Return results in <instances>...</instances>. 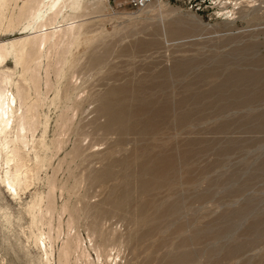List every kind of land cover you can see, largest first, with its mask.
<instances>
[{
  "label": "rangeland",
  "instance_id": "374dc122",
  "mask_svg": "<svg viewBox=\"0 0 264 264\" xmlns=\"http://www.w3.org/2000/svg\"><path fill=\"white\" fill-rule=\"evenodd\" d=\"M97 4L76 20L81 37L52 50L50 79L62 70V82L82 81L90 102L114 99L123 118L94 124L95 102L84 130L63 136L58 152L49 144L55 155L21 199L0 187V264H44L35 236L57 232L52 264L70 237L81 245L68 264H264V0H151L141 10L129 0ZM24 37L0 33L6 43ZM63 51L68 62L57 65ZM1 69L19 78L14 60ZM43 111L50 143L59 110ZM81 143L77 159L71 154ZM51 182L52 230L47 216L34 225L28 211L46 200ZM72 208L83 211L69 226L64 209Z\"/></svg>",
  "mask_w": 264,
  "mask_h": 264
},
{
  "label": "bare ground",
  "instance_id": "6f19581e",
  "mask_svg": "<svg viewBox=\"0 0 264 264\" xmlns=\"http://www.w3.org/2000/svg\"><path fill=\"white\" fill-rule=\"evenodd\" d=\"M95 1L96 0H0V33L20 32L21 34H24V33L26 34V37L21 38L19 40H15V41L12 40V42H9V43L0 41V187L6 189V193L7 194L10 193V195L13 196L15 200L21 199L22 192L30 188L32 181L35 179L36 172L40 168L45 167L46 162H49L51 160L54 154V151L52 152V148L54 147L53 145H55V151L57 152L60 151L61 149H63V145L65 143L64 142L65 138L63 136H66L69 132L71 133L73 132V135H74L75 131H77L78 133L80 129H83L82 128V121H83L82 116L86 112H88L92 104H94L95 102L99 103L101 101V105L95 106L89 112L90 115L92 114L94 115L93 120H92V122L94 121L93 122L94 124L95 123L97 124V122L101 121V118L102 120L104 119L109 122V123L107 122L106 124L120 122L123 118L121 115L124 113V112L122 113V110L124 109H122L123 107L122 108L120 107L121 105H118L117 107L116 106L117 104H114L112 102L114 99L107 98V100L101 99L100 101L97 100V101L90 102V100H88L87 98L84 99L85 97H82L83 95L82 94L83 92L82 91V87H83L82 81L80 82L78 79L77 80L75 79L76 82L74 81L70 82V80L67 79L65 82H62V79H63V77L61 76L62 70H57L58 79L56 80V83L52 84V81L50 79L51 68H52V64L50 63L51 58H52V50L56 51L58 48H60L61 46H64L67 43L71 45L73 42L77 41L79 37H81L82 35L81 28L83 27V24L82 23L79 24V22H76V20L84 16L82 13H84L87 9H89V6L91 5L93 6L94 3L96 5L97 3L102 2V0H97V2ZM67 53L68 51H63L61 54H59V60L57 61V65H65L68 62ZM8 59L14 60L15 66L21 68L20 72H18L20 73V75L17 80L14 79V74L7 72L4 69H1L4 63L8 64ZM45 60L47 61V64L44 69L45 77L43 78L41 71L44 68L43 63L45 62ZM17 77L18 76H16V78ZM42 82L45 83L44 84L46 88L45 92H42L41 90ZM117 91H116V94H117ZM51 92H53L52 98L49 97ZM114 93L115 91L111 90L110 96L114 97V95H116ZM98 95L96 94V96ZM94 98L95 97H93V99ZM123 100L125 101V99ZM51 107H55L56 109H58L59 114L56 118L57 120L55 121L56 122L55 132L53 131L55 133V137L54 138L52 137L53 139L51 138L52 140L50 139L51 141L49 143V141L47 142L46 140V135L48 134L47 131L49 130L48 127H49L50 119L48 118L47 113H44L43 110L44 109L50 110ZM86 117H84V119ZM155 117L156 116H154L153 119ZM76 118H78V120H76ZM134 118H136V116ZM126 119L124 118L123 120H126ZM144 122L146 123V121ZM118 125H120V123ZM121 125H123V122ZM145 125L147 126V124ZM108 126L110 129V125ZM150 129H151V125H150ZM38 131H41V134H40V138L38 136V138L36 139V134ZM81 134H84V133H80V135ZM87 134H89V132ZM85 135L86 134H84V136ZM142 135L144 134H141V136ZM80 139L82 138L79 137V142L82 141ZM67 142H70V141H67ZM88 143H90V145L88 144L89 145L88 148L90 147L92 148V146L94 147L93 142L89 141ZM49 144H51L53 147L50 148L51 145ZM82 150L84 151L86 149L85 147L83 149L82 143H81V144H77V146L73 150L74 151L73 154H71L70 151L69 152L71 156L79 157L80 153L81 154L83 153ZM41 153L45 154V158L41 156ZM50 153L51 154L53 153V154L50 155ZM56 157H58V155ZM167 165H169L168 162H167ZM104 179L107 180V176ZM50 184H51V188H50V191L48 189L49 193L47 192L48 195L46 197V200L43 198V196L41 197L39 196L40 198L38 197L39 199L34 202V205L29 207L28 211L32 215V220H33L32 223L34 225L41 223V220L47 216L49 218L47 225L52 230L53 225L51 223V220L53 219L52 216H53V213L55 212V208H54L55 206L53 205V201H52L53 199L51 195L52 191L54 190L53 189L54 184H52V182ZM44 200L46 201L45 202L46 204H44ZM78 209L77 210L75 208L64 209V210H67L69 214V226L77 223L78 220L80 221V215L82 214L81 212L83 210L81 211L80 208ZM113 213L114 212H112V214ZM89 217L91 216L89 215ZM59 235L60 234L57 232L56 236L54 237L52 236L45 237L44 233H41L39 236H35V243L39 245L40 247H42V249L44 250V257H45L44 264H52V258H53V252H54L53 245H54V242L59 239ZM80 245H81V241L78 237H70L66 241L65 245L63 243V248L59 256V259H60L59 264H68L70 262L71 256L80 248ZM84 250L86 249H83V251ZM83 253H85L84 256L87 255L85 251ZM87 256L89 257V254ZM97 256L99 260L102 255L101 256L97 255Z\"/></svg>",
  "mask_w": 264,
  "mask_h": 264
},
{
  "label": "built area",
  "instance_id": "2783aa9c",
  "mask_svg": "<svg viewBox=\"0 0 264 264\" xmlns=\"http://www.w3.org/2000/svg\"><path fill=\"white\" fill-rule=\"evenodd\" d=\"M151 0H129L130 2V6L134 9V10H141L143 8H145Z\"/></svg>",
  "mask_w": 264,
  "mask_h": 264
}]
</instances>
